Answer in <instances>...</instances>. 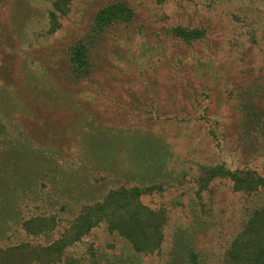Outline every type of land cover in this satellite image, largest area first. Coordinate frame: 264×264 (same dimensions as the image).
<instances>
[{
  "label": "rangeland",
  "instance_id": "rangeland-1",
  "mask_svg": "<svg viewBox=\"0 0 264 264\" xmlns=\"http://www.w3.org/2000/svg\"><path fill=\"white\" fill-rule=\"evenodd\" d=\"M116 3L131 21L95 33ZM257 177L264 0H0V254L49 249L84 207L134 191L156 248L101 222L46 264H234L233 241L264 209ZM35 217L53 232L26 233Z\"/></svg>",
  "mask_w": 264,
  "mask_h": 264
},
{
  "label": "trees",
  "instance_id": "trees-1",
  "mask_svg": "<svg viewBox=\"0 0 264 264\" xmlns=\"http://www.w3.org/2000/svg\"><path fill=\"white\" fill-rule=\"evenodd\" d=\"M132 16L131 9L127 8L124 4L116 3L108 5L97 12L94 19V31L98 33L103 30V28L115 22L128 23L131 21ZM172 32L175 36L187 42L194 40L195 35H199L196 31L194 33L181 27L174 29ZM85 49V44L79 43L71 50V61L73 68L76 69L77 72L85 70L87 63ZM256 116L257 117L251 125L253 126L252 130H250L253 134L262 133L260 116L259 114ZM252 179L253 178H249L248 176L244 178L245 181ZM257 180H259V185L264 186V180L259 178ZM121 193L127 196L124 201L115 200V198L112 199L113 196L116 195L113 194L107 201L84 207L80 211L78 217L75 218L70 229H68L64 235H61L49 249L39 247L40 250H38L36 247H31L29 244L22 245L16 249L14 247L9 250V253L0 254V264H19L20 262H26V259H32L46 264V261H48L46 257L52 258L55 252L58 253L61 248L73 242H77L81 236L101 222L107 223L111 231H116L127 237L133 245L142 244L148 246V250H153V248H156L160 244L161 240L159 236L153 235L152 237L154 238H151L147 235V229L155 225V215L149 214V212L138 213L136 207L140 204L136 201L137 198L135 197L138 193L132 192V199L134 198L133 202H128V199L131 197L129 196L131 195L129 191ZM144 215H148V219L145 222H143ZM263 217L264 209L256 212L253 216L252 223L233 241L227 258L234 260V264H264V234H262L259 229ZM55 226L56 223L54 218L35 217L25 222L23 230L29 235H39L53 232ZM135 249L137 251L142 250L136 246ZM22 250H27L29 252L24 257H19L23 256ZM245 255H248L249 261L244 259Z\"/></svg>",
  "mask_w": 264,
  "mask_h": 264
}]
</instances>
